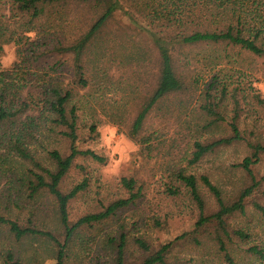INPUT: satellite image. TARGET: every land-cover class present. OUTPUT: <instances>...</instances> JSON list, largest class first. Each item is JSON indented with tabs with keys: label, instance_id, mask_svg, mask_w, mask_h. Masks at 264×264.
<instances>
[{
	"label": "rangeland",
	"instance_id": "obj_1",
	"mask_svg": "<svg viewBox=\"0 0 264 264\" xmlns=\"http://www.w3.org/2000/svg\"><path fill=\"white\" fill-rule=\"evenodd\" d=\"M9 1L1 0V5ZM2 8L5 9L2 13L9 16L6 7ZM174 8L172 0H118V10L101 34V52L88 56L89 86L76 92L75 98L79 116L77 147L90 150L105 161L99 163L78 157L62 179L63 193L85 183L84 190L68 203L69 223L74 224L86 215L101 212L112 202L128 198L130 194L122 179H133L134 192L139 191V195L133 205L115 216L80 228L69 244L64 264H115L121 234L125 237V264H142L150 254L169 243L165 264H264V217L254 207L257 204L264 209V155L251 167L259 187L246 200L244 214L234 213L225 220L228 236L221 234L220 237L226 252L217 243L214 223L196 226L197 207L188 190L177 180L178 173L195 178L205 204V215L216 212L217 205L201 183L202 176L219 188L227 203L235 201L241 190L251 186V177L239 164L251 152L246 142L264 144V93L253 87L264 84V56L224 45L201 48L172 45L164 38L179 28V24L168 21L174 16L167 18ZM63 13L67 19L63 32L71 38L86 30L100 11L71 6ZM183 16L190 22L187 26L196 21V15L187 10ZM152 34L160 44L169 46L183 90L158 101L138 137L133 139L132 123L158 80L159 57ZM29 40L34 39L29 37ZM44 41L55 43L53 37H46ZM28 48L24 47L20 56V47L0 44V61L14 57L10 67L0 66V94L4 93L0 106L16 107L25 97L27 88L23 87L18 70H34L37 64L29 57ZM33 49L37 53L45 50L36 45ZM40 60L53 64L56 59ZM63 60L67 62L59 73L68 82L71 61L69 57ZM209 108L214 115H209ZM25 117L30 120L26 121ZM19 121L29 124V128L31 121L39 126L36 130L31 126V136L25 141L42 163H47L42 148L67 153V143L58 136H49L48 124L39 112H29ZM233 121L244 142L219 148L199 163L189 164L195 142L210 143L231 136ZM91 125H96L94 133L89 132ZM113 127L116 133L106 145L105 137ZM21 128L18 122L12 128L9 123L0 125V214L21 225L32 221L39 229L61 236L55 205L49 195L42 194L33 201L17 195V160L9 150L8 141L2 137L6 133L15 134ZM148 137L149 144H141ZM117 144L121 148L132 145L137 150L128 152L130 159L122 161L113 172V164L120 158L118 151L113 152ZM235 232H241L246 238L239 240ZM137 240L147 246V252ZM52 247L40 237L16 242L5 228H0V264L7 253L23 264H46L50 260L57 264L52 258ZM251 248L262 252L263 257L250 252Z\"/></svg>",
	"mask_w": 264,
	"mask_h": 264
},
{
	"label": "trees",
	"instance_id": "obj_2",
	"mask_svg": "<svg viewBox=\"0 0 264 264\" xmlns=\"http://www.w3.org/2000/svg\"><path fill=\"white\" fill-rule=\"evenodd\" d=\"M175 7L168 17L174 16L169 22L179 24V28L171 31L167 36L172 45L179 48H201V47H239L255 56H264V0H172ZM0 0V44L12 43L20 47L19 55L28 46L29 57L36 64L34 70H18L22 74L23 87L27 88L24 99L13 108L0 106V125L10 124L11 128L17 125L22 128L14 134L6 133L2 139L8 141L9 150L14 154L18 164L17 195L33 201L44 194L50 196L55 205L57 220L62 229L61 236H56L48 230H41L32 221L21 225L0 214V228H5L8 235L16 242L27 237H40L52 244V258L57 264H64L67 258L69 244L76 232L83 227L99 224L110 217L115 216L122 209L135 203L139 191L134 192L135 181L133 179H122V184L129 191L130 196L107 205L101 212L89 214L78 219L74 224L68 220V203L84 190L85 183L73 187L69 192L60 190V183L67 175L74 161L78 157L89 158L93 161L103 163L104 158L90 150H81L77 147L78 136V107L75 102L76 92L85 90L89 86L87 76L88 56L101 52V34L111 16L118 10V0H10L1 5ZM71 6H87L93 11H100L86 30L66 37L63 27L67 21L63 10ZM5 15L2 11H5ZM184 10L196 15V21L192 26L183 16ZM173 25V24H172ZM170 27H172L170 25ZM194 27V28H193ZM35 32L36 38L29 40L28 33ZM153 42L158 52V80L151 96L142 104L137 112L130 129V136L138 137L144 121L152 108L158 101L179 93L183 90V82L177 74L169 46L160 44L155 34ZM46 37L54 38L55 43L45 42ZM44 48L37 53L33 48ZM50 45V46H49ZM88 53V55H87ZM66 57L71 61V76L68 82L61 77V68L66 64ZM56 59L52 64L46 60ZM4 93L0 94L3 101ZM43 115L47 125L49 136L55 135L67 143V153L61 154L56 149L42 148L47 163H42L32 152L28 137L31 136V126L34 130L39 126L32 124L28 126L19 120L27 113ZM209 115H214L211 108ZM113 115H110V118ZM25 120L30 118L25 117ZM113 122V121H112ZM115 123V122H113ZM96 125L89 127V132L94 133ZM231 136L220 138L210 143L195 142L194 151L191 154L189 164H197L206 156L213 154L217 149L230 146L245 140L239 132L235 121L230 124ZM30 134V135H29ZM150 137L144 138L141 144H149ZM250 149V155L245 157L239 167L247 173L252 180L251 186L241 190L232 203L224 201L221 191L213 185L208 177L202 176L201 183L208 193L213 197L217 210L213 214L205 215V204L197 189L196 180L193 176L177 174L180 181L188 190L192 201L198 210L196 226L214 223L217 229V243L221 251L226 252L220 235L228 236L225 220L234 213L244 214L245 202L259 187V182L252 175L251 167L258 163L260 156L264 155V144L246 142ZM24 196V197H23ZM264 217V209L254 204ZM239 240L246 238L241 232H235ZM230 238V236L228 237ZM138 241V240H137ZM138 245L145 251L147 246L138 241ZM125 237L119 236L116 246L115 264L124 263ZM171 247V243L160 248L156 253L150 254L142 264H165V253ZM250 252L262 256V252L251 248ZM263 257V256H262ZM226 259L231 262L226 254ZM2 264H23L15 260L12 254L7 253Z\"/></svg>",
	"mask_w": 264,
	"mask_h": 264
},
{
	"label": "clouds",
	"instance_id": "obj_3",
	"mask_svg": "<svg viewBox=\"0 0 264 264\" xmlns=\"http://www.w3.org/2000/svg\"><path fill=\"white\" fill-rule=\"evenodd\" d=\"M28 36L32 39H35L36 33L35 32L28 33ZM13 59H14V57H12V56L7 57L4 61H0V66H2L4 68L10 67ZM253 87L259 89L261 93H264V84H254ZM115 133H116L115 127L108 130V135L105 137V144L106 145L109 143V141L115 135ZM121 139H123V138H121ZM136 150H137V148L135 146H132V145H128L127 148H121L120 145L117 144L116 148L113 149V152L118 151L120 153V158L114 162L112 171L115 172L117 167L119 166V164L122 161L126 162L127 160L130 159V157L128 156V152H133ZM46 264H55V261L50 260V261H47Z\"/></svg>",
	"mask_w": 264,
	"mask_h": 264
}]
</instances>
